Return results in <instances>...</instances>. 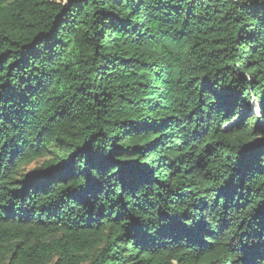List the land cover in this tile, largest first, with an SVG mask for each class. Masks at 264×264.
I'll return each mask as SVG.
<instances>
[{
  "label": "trees",
  "instance_id": "1",
  "mask_svg": "<svg viewBox=\"0 0 264 264\" xmlns=\"http://www.w3.org/2000/svg\"><path fill=\"white\" fill-rule=\"evenodd\" d=\"M0 264H264V0H0Z\"/></svg>",
  "mask_w": 264,
  "mask_h": 264
},
{
  "label": "rangeland",
  "instance_id": "2",
  "mask_svg": "<svg viewBox=\"0 0 264 264\" xmlns=\"http://www.w3.org/2000/svg\"><path fill=\"white\" fill-rule=\"evenodd\" d=\"M259 108H260V107L257 105V103H256L255 101H253V102H252V111H253L254 113L258 114V112H259ZM41 162H42V159H39V160H37V161H34V162H32L31 164H29L28 168H33V167L37 166L38 164H41Z\"/></svg>",
  "mask_w": 264,
  "mask_h": 264
}]
</instances>
